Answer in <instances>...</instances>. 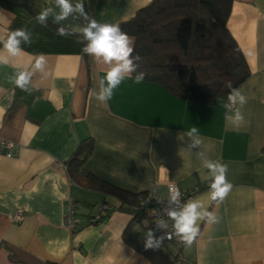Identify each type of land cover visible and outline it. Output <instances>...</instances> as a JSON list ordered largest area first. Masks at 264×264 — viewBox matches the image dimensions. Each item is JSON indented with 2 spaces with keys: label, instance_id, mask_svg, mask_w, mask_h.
I'll use <instances>...</instances> for the list:
<instances>
[{
  "label": "crops",
  "instance_id": "obj_1",
  "mask_svg": "<svg viewBox=\"0 0 264 264\" xmlns=\"http://www.w3.org/2000/svg\"><path fill=\"white\" fill-rule=\"evenodd\" d=\"M149 2L84 0V6L98 22L120 25ZM49 6L54 0H0V55L8 56L2 41L12 31L26 27L32 34L31 44L21 43L22 51L0 64V141L15 147L11 157L0 151V264H152L123 238L132 213L120 193L155 186L166 198L168 182L183 190L201 186L190 200L219 218L198 222L190 246L174 240L193 264H264V0H230L226 29L249 69L237 87L247 102L231 112L224 102L182 99L155 80L136 84L134 74L99 102L107 66L82 51L79 35L59 36L51 17L47 27L36 22ZM41 54L44 71H33ZM25 70L33 72L27 92L8 80ZM236 108L244 116L239 128L226 120ZM194 126L202 140L197 148L186 135ZM86 140L91 148L81 168L95 178L91 187L71 179L66 167ZM199 152L228 166L233 188L223 202L209 198L205 184L212 177ZM70 201L74 229L63 223ZM101 203L110 210L91 223ZM17 208L24 209L20 220L13 219Z\"/></svg>",
  "mask_w": 264,
  "mask_h": 264
},
{
  "label": "trees",
  "instance_id": "obj_2",
  "mask_svg": "<svg viewBox=\"0 0 264 264\" xmlns=\"http://www.w3.org/2000/svg\"><path fill=\"white\" fill-rule=\"evenodd\" d=\"M229 11L230 0H150L119 26L135 37L133 56L141 57L138 71L146 73L145 79L159 82L182 99L227 104L228 83L237 88L249 74L242 53L226 29ZM87 140L66 167L71 179L91 187L95 178L81 168L91 148ZM97 182L100 187L104 184ZM145 194L120 193L124 209L132 213L124 240L152 264H193L174 240H164L157 250L145 249L147 232L155 230L152 222L143 224L144 219L150 220L148 213L154 206L142 201ZM136 233L139 238H127Z\"/></svg>",
  "mask_w": 264,
  "mask_h": 264
},
{
  "label": "clouds",
  "instance_id": "obj_3",
  "mask_svg": "<svg viewBox=\"0 0 264 264\" xmlns=\"http://www.w3.org/2000/svg\"><path fill=\"white\" fill-rule=\"evenodd\" d=\"M50 17L53 23L59 25L57 28L59 36L79 35L81 42L84 43L82 51L93 57L97 62L107 66L104 76L99 80V92L96 95L99 102L106 103L110 100L114 90L126 78L132 79L133 73H135L134 82L136 84L143 82L146 73L138 71L140 67L138 62L141 61V57L139 55L133 56V39L121 30L119 24L98 22L86 12L84 0H76L75 3L72 0H54V6L43 8L36 15L35 20L40 25L47 27ZM70 17L75 20H82L84 23L82 25L64 26L62 22L67 21ZM31 42L32 34L26 27L12 31L7 39L2 41L8 56L0 55V64H8L9 57L17 56L22 51L21 43L31 44ZM45 63V57L42 54L38 55L32 66L33 71L43 72ZM32 74L31 71H18L9 76L8 80L27 92L29 91L28 84ZM227 87L230 92L225 107L231 112L233 106L239 104L242 107L247 100L240 89L232 87L231 82L228 83ZM226 120L239 128L244 122V116L240 108H236L232 115H226ZM197 131V127L194 126L186 134L191 138L189 145L191 148H197L202 143V140L196 135ZM198 156L202 159L203 166L209 170L212 177L209 184L210 200L223 202L233 188L232 183L227 179L228 166L207 159L204 157L203 152H199ZM181 196V192L176 187H169L167 203L175 207H169L162 211L166 213L168 220L172 222V230L156 236L155 230L150 229L144 240L146 250L159 249L164 240L171 239L173 235L190 246L200 232L198 222H219V218L213 212L208 211L200 200L191 199L182 202ZM158 203L163 204V198L158 200ZM167 226L168 222L160 219L155 227L156 230H161L167 228Z\"/></svg>",
  "mask_w": 264,
  "mask_h": 264
},
{
  "label": "built area",
  "instance_id": "obj_4",
  "mask_svg": "<svg viewBox=\"0 0 264 264\" xmlns=\"http://www.w3.org/2000/svg\"><path fill=\"white\" fill-rule=\"evenodd\" d=\"M14 150H15V147H14L13 143H11L9 141H0V151H2L5 156H7V157L13 156L15 154ZM211 180L209 181V184L211 183ZM170 186L176 187L181 192L182 202H186V201L190 200V198L201 189V186H197V187H194L190 190H183V189L179 188V186L175 182H168L167 183V195H169V187ZM145 192H146V194H145V197L142 199V201L144 203L145 202H151L154 206L152 207V209L148 213V217L150 220L144 219L143 224L146 225L149 223V221L152 222V225L154 226L155 231L158 234V236L162 235L163 232H171V230H172L171 223L172 222L170 220H168L166 213L162 210L169 208V207H175V206L169 205L167 203L168 196L166 198H163L155 186H151ZM161 198H163V200H164L163 204L158 203V200H160ZM109 210H110V206L108 204L101 203L97 207L96 213L90 215L89 221L91 223H96V222L100 221L101 218H103L105 215H107ZM24 214L25 213H24L23 208H17L13 214V219L14 220H20L24 217ZM160 219H164L165 221H167L168 226L165 229L156 230L155 226ZM63 223L65 224V226H67L70 229H74L78 223V218L74 214V203L72 201L69 202L67 212L63 216ZM175 239H177V237L173 235L171 239H165V240L170 241V240H175Z\"/></svg>",
  "mask_w": 264,
  "mask_h": 264
}]
</instances>
